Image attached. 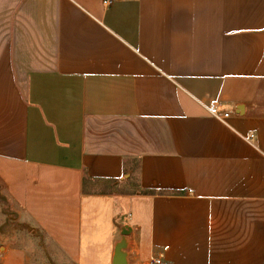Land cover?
Wrapping results in <instances>:
<instances>
[{"label":"crops","instance_id":"obj_1","mask_svg":"<svg viewBox=\"0 0 264 264\" xmlns=\"http://www.w3.org/2000/svg\"><path fill=\"white\" fill-rule=\"evenodd\" d=\"M0 197V264H264V0H0Z\"/></svg>","mask_w":264,"mask_h":264},{"label":"water","instance_id":"obj_2","mask_svg":"<svg viewBox=\"0 0 264 264\" xmlns=\"http://www.w3.org/2000/svg\"><path fill=\"white\" fill-rule=\"evenodd\" d=\"M126 234L123 235L122 239L116 244L114 248V256L112 264H127L126 261Z\"/></svg>","mask_w":264,"mask_h":264},{"label":"built area","instance_id":"obj_3","mask_svg":"<svg viewBox=\"0 0 264 264\" xmlns=\"http://www.w3.org/2000/svg\"><path fill=\"white\" fill-rule=\"evenodd\" d=\"M208 112L212 117L216 119H220V120L225 119L229 116V113L227 112L220 113L215 104L209 105ZM149 263L150 264H162V260L160 257H157V258L151 257Z\"/></svg>","mask_w":264,"mask_h":264},{"label":"rangeland","instance_id":"obj_4","mask_svg":"<svg viewBox=\"0 0 264 264\" xmlns=\"http://www.w3.org/2000/svg\"><path fill=\"white\" fill-rule=\"evenodd\" d=\"M134 179H136V174L133 175ZM3 204V205H2ZM0 205L2 206V212H6L7 210V207L6 205L4 204V202L2 201V197H0Z\"/></svg>","mask_w":264,"mask_h":264}]
</instances>
